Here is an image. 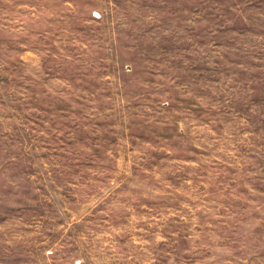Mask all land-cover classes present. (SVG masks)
Returning <instances> with one entry per match:
<instances>
[{"label":"rangeland","instance_id":"obj_1","mask_svg":"<svg viewBox=\"0 0 264 264\" xmlns=\"http://www.w3.org/2000/svg\"><path fill=\"white\" fill-rule=\"evenodd\" d=\"M0 264H264V0H0Z\"/></svg>","mask_w":264,"mask_h":264}]
</instances>
